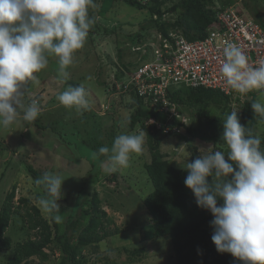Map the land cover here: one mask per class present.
Masks as SVG:
<instances>
[{
  "label": "trees",
  "instance_id": "1",
  "mask_svg": "<svg viewBox=\"0 0 264 264\" xmlns=\"http://www.w3.org/2000/svg\"><path fill=\"white\" fill-rule=\"evenodd\" d=\"M74 1L71 0L69 5L75 10L64 16L54 8L52 0H45V18L40 20L37 16H31L35 20L34 28L46 29L47 34L41 36V43L28 47L27 41L15 38L16 32L11 27L6 45L0 53V98L3 100L0 99V118L3 124L12 116L7 109L11 107L17 114L29 115L35 129L47 132L52 138L57 137L63 150L70 151L56 152L57 157L67 159V168L60 166L58 161H54L53 165L43 164L44 158L52 157V154L45 153L43 147L40 150L30 148V138L27 140L25 136L29 133L32 135V132L29 129L26 131V152L23 158L19 157L18 163L9 165H21L28 158L35 160V163L25 164L34 179V186L39 187L40 192L54 194V198L49 206L50 216L46 218L27 197L19 198V204L24 209L23 212L19 211L20 205L14 207L12 201L15 185L7 191L0 201V253L13 250L6 264H22L32 257L46 260L54 250L60 254V264H84L87 259L85 251L98 247L101 241L118 231L108 229L112 219L102 207L98 192L88 190V179L83 170L89 167L91 181L104 178L110 183L116 182L117 172L113 171L110 178L106 170L118 160L116 153L112 154L124 149L123 135L133 138L132 147L134 145L135 150L139 148L142 172L151 186L148 192L143 190L144 187L137 189L144 193L139 196L151 220L144 229L143 239L168 237L176 264H192L202 248L205 257L195 264H264V132L261 135L256 133V93H250V100L242 102L239 97L227 95L216 88L174 86L166 95L169 105L175 106L174 113L169 115L160 110L164 103L157 100L152 92L139 94L131 86L125 94L119 95V102L130 109L129 115L121 125L112 123L103 141L100 138L103 115L86 103L89 99L86 100L85 87H81L78 81L74 82L70 94L72 113H68V116L75 112L78 115L65 122L64 117L62 122L56 117H45L40 112L45 107V94H30L32 89L29 88L25 71L34 59L48 58L52 51L69 52L73 45L80 46L86 38L91 43L96 42L94 35L100 27L106 34L116 36L122 33L127 39H124V48L116 47L121 68L128 71L127 74L107 56L108 64L115 69L114 78L124 81L148 55V50L141 53L138 46L146 44L147 38L154 40V37L151 38L153 33L168 37L169 33L174 32L187 40L202 39L207 36V29L217 22L216 12L225 7H234L240 0H121L128 6L147 11L146 16L138 22L140 28L137 32L121 24L122 21H117L109 12L117 0H100L96 14L90 11L80 13L81 5L76 1L75 7ZM249 1L263 2L243 0L242 5L235 7L236 11L264 26V9L258 13L255 7L249 8ZM35 4V0H6L5 9L1 2L0 8L4 16L11 13L19 22L27 11L33 13ZM82 33L87 37L76 41ZM168 39L172 40L171 37ZM145 46L148 48V45ZM123 49L136 50L134 53L139 56L138 60L133 64L123 62ZM10 50L12 53L9 55L7 52ZM24 51L27 54L22 56ZM109 74L107 69L106 78H109ZM98 82L108 84L103 79ZM110 102L114 108L117 101L112 98ZM20 104L23 108H19ZM32 112L35 117L30 115ZM262 115L261 122H264ZM10 129L0 130L1 136L5 138L6 130ZM169 135H177L180 140L186 141L190 153L182 165L175 164L168 152L161 148L163 138ZM195 140L207 145L204 152L193 142ZM235 147L242 151H230ZM6 149L1 138L0 151ZM51 149L49 147L48 151ZM84 152L97 165L92 161L91 165L85 167L87 162L84 160L88 157L84 156ZM223 154L226 159L222 172L224 176L219 177L214 175L213 168L217 158ZM136 155L128 156V166H133ZM10 167L4 171L10 170ZM65 169H69V174L74 173L70 184H62V179L69 176ZM125 178L132 182L129 176ZM17 215L22 217L18 228L24 230L25 238L14 242L8 228L13 223L12 218ZM213 220L219 222L217 228L209 227ZM222 222L227 229L222 227ZM224 233L235 240L225 239ZM124 250L128 249L124 247ZM143 251V247L128 250L129 258L133 260Z\"/></svg>",
  "mask_w": 264,
  "mask_h": 264
},
{
  "label": "rangeland",
  "instance_id": "2",
  "mask_svg": "<svg viewBox=\"0 0 264 264\" xmlns=\"http://www.w3.org/2000/svg\"><path fill=\"white\" fill-rule=\"evenodd\" d=\"M52 1L54 8L64 16L71 14L72 11L75 10L69 5L71 0ZM76 1L81 5L79 8L80 13L90 11L91 13L96 14L100 6V0H75L73 2L75 7ZM0 2L4 8L6 0H0ZM35 2V7H32L33 13L30 14V12L27 11V14L24 15L22 20L19 22L16 16H13L11 13H7L8 16H4L3 11L0 8V53L6 45L8 29L10 30L11 27L12 30L17 33L16 39L20 38L27 41L28 47L30 44L35 45L41 43V36L47 34L46 29H33V22L35 20L31 16H37L40 20L45 18V0H35ZM242 3L243 0H240L235 3L234 7H236L237 4L242 5ZM249 4V8L255 7L258 13H261L264 9V2L262 1L255 3H251V1H249ZM110 11L111 15L114 16L117 21H122L121 24L123 23L126 26H129L131 29H134L135 32H137L140 28L138 22L141 21L147 13L146 10H138L132 6L126 5L121 0L115 1L109 12ZM94 36L97 37V40L96 42L91 43L89 38H86V34H80L75 40L78 41L79 39L85 37L86 39L83 41V44L80 46L73 45L69 52H66L65 50H59L57 52L52 51L48 55L50 57L46 56L48 58L44 57L34 59L28 64L25 71L27 73V81L30 84L29 88L32 89L30 94H45L43 99L45 107L42 108L45 110H41L40 112H43L46 115L45 117H53V119L56 117L59 118L60 121L62 120V122L64 117L66 118L64 120L65 122L67 119L70 120L78 115V112H75L74 114H69L68 116V113H72L70 105L71 99L69 97L72 92L71 82L78 81L81 87H85L87 91L85 97L86 100L89 99V101L84 99L81 100L86 101V103L91 105L95 111H98L99 114L103 115V118L101 119L102 136L100 135V138L104 141L106 140V132L110 130L109 126L112 123H114V125H121L124 122L125 117H127L130 113V109L119 102L120 97L113 89V82H111V79L114 81L115 69L112 64H108L109 60L107 57L109 56L117 67H121L120 61L117 57L116 47L119 46L124 48V41L127 39L122 35V33L117 34L116 36L112 33L106 34L102 32L100 27L97 34ZM153 36L154 34L151 35V38H153ZM146 41L147 45L155 46V42L152 40L150 41L149 38H147ZM144 46L145 45L142 47ZM123 50L125 51V55L123 56L122 61L135 62L137 54L130 53L128 49ZM7 53L10 55L12 50ZM26 54L27 51H24L22 56ZM7 57L8 55L5 56V58ZM12 57L14 58V56ZM130 68L132 69V66H130ZM107 69L110 71V76H108L109 78H106ZM99 72L101 73L97 76ZM99 79H103L105 81L107 80L108 84L101 85L98 82ZM112 98L117 101V103L114 104V108H112L110 102ZM254 98L256 103V113L258 112L256 114V133L257 135H261L264 132V122H261L260 117L262 114V116H264V90L257 92ZM0 99L3 101L2 98ZM21 105L22 104H20V106ZM19 108H23V106ZM7 109H9L8 112L12 114V116H9L10 118H7V123L3 124V121L0 118V130L11 127L10 131L6 130L8 135L6 134L5 138L7 137V140L0 134V140L2 138V143L7 146L6 150L0 151V201L4 198L7 191H10L12 186L15 185V194L12 199L14 207L20 205L19 211L23 212L24 209L21 204H19V198L27 197L32 203L39 207L42 216L49 218V206L50 203L53 202L54 194L50 195L47 192H40L41 189L34 186V179L25 167L26 162L35 163L36 161L31 160L32 158H28L26 162H21V165L15 166L13 164L12 166L14 167L11 166L13 170H11L9 164L14 162L18 163L20 156L23 158V154L26 152V145L24 142L25 139L29 140V138L31 143H28V145L30 146V144H32L30 148L33 147V150H40L41 147H43L42 149L45 148V153L49 152L52 154L53 158L50 157V155L46 156L43 164L50 163L53 165L54 161L55 163L58 161L60 166L67 168V159L59 156L57 157L56 152L70 153V151L69 149H65L66 151L63 150V147L59 145L61 141L58 140L57 137L52 138L47 132L35 129L29 115L26 117L21 114H17L11 109V107ZM110 112L113 113L108 115ZM6 115H8V113H6ZM30 115L33 116V112L30 113ZM0 116H2L1 112ZM66 126L69 128L68 125ZM28 129L32 132V135L29 133L25 136ZM122 137H124L125 140V143L122 142L124 149L115 151L112 154L113 156L116 153L118 160L113 164V166L106 170V173L110 178L112 177L113 171L117 172L116 182L110 183L104 178L91 181L90 179L92 178V174H89V167L83 170L86 178L88 179V190L92 191V189H95L98 192L99 197L102 199V207L112 219V222L108 225V229L112 231L118 229L117 232H114L104 241H101L98 247L92 248V250L88 252L85 251L84 254L87 259L84 264H105L106 262L109 264H176L175 254L172 250L168 237L163 236L157 239H143L144 229L151 220L149 219L150 215L148 211L142 204V197L139 196L144 193L139 192L142 191L141 189L139 191H137V189L139 187H144L143 190L148 192L151 190V186L142 172L141 161L138 159V156L140 157V154L138 155L139 148L138 150H135L137 148L134 147V145L132 147L133 138L126 137L125 135ZM19 141L24 143V145ZM193 142L198 145L202 152H204V149L207 148V145H203L200 141L195 140ZM47 143L49 144L47 145ZM51 144L53 145L51 146ZM186 146V141L180 140L177 135H169L163 138L161 148L163 151L168 152L169 158L175 164L182 165L185 163L190 153ZM49 147L52 148V151H48ZM230 151H234L235 153L242 150L235 147L231 148ZM45 153L43 150V154ZM226 153L229 154V152ZM55 154L57 158L54 156ZM131 154H137L132 167L128 166V156H131ZM84 156L91 159V162L88 158L87 160L83 159L87 162L85 167L91 165L92 161L94 162V159L85 152ZM145 158L146 154L144 155V159ZM224 160H226L224 154L217 158L216 164L213 168L214 175H218L219 177L224 176L222 173L225 165ZM94 164L97 165V162L95 161ZM6 167H10V170L4 171ZM65 170L66 174H69V169ZM4 173L6 174L3 176ZM128 176L132 182H128L130 180H126L128 178L125 177ZM73 177L74 173L69 174L67 178L62 179V184L69 183L70 179ZM55 183L57 187L58 181L56 180ZM21 219L22 217L18 215L14 216L12 218L13 223L8 228V234H10L13 238L14 242L25 238V234L23 233L24 230L18 228V224L21 223ZM218 226L219 222L216 220H213L209 225L211 228H217ZM222 227L227 229L224 222H222ZM224 236L225 239L229 241L235 240L233 236H227L226 233H224ZM124 247L128 250H132L135 247H143L144 251L142 254L136 255L134 259L131 260L129 258L130 255L128 250H124ZM12 252V249L1 252L0 264H6V261L12 256ZM59 255L58 250H54L53 254H50L46 260H40L37 257H32L22 264H60ZM204 257L205 251L202 248L201 251L196 254L192 264L203 261Z\"/></svg>",
  "mask_w": 264,
  "mask_h": 264
},
{
  "label": "built area",
  "instance_id": "3",
  "mask_svg": "<svg viewBox=\"0 0 264 264\" xmlns=\"http://www.w3.org/2000/svg\"><path fill=\"white\" fill-rule=\"evenodd\" d=\"M216 19L202 39L159 35L161 43L136 71L139 94L152 92L164 103L160 110L172 115L175 106L166 97L172 86L216 88L241 101L248 93L264 90V26L233 6L218 10Z\"/></svg>",
  "mask_w": 264,
  "mask_h": 264
},
{
  "label": "clouds",
  "instance_id": "4",
  "mask_svg": "<svg viewBox=\"0 0 264 264\" xmlns=\"http://www.w3.org/2000/svg\"><path fill=\"white\" fill-rule=\"evenodd\" d=\"M32 12V11H31ZM18 13V12H17ZM35 22V21H34ZM34 22H33V29H35L34 28ZM213 25H211L210 27H212ZM209 27V28H210ZM35 30H38V29H35ZM172 34H174V35H179V34H175L174 32H171ZM17 34V33H16ZM154 34V33H153ZM159 35L162 37V38H166V39H168V37H171V39H172V36H170V33H169V35H168V37H163V35L162 34H155L153 37H154V40H152L153 42H155V46L158 44V43H161V42H159ZM17 36V35H16ZM16 36H15V38H16ZM150 40V41H151ZM197 40V39H196ZM143 45H147V44H143ZM143 45H141V46H138V48H139V51H141V53H144L146 50H148V55L143 59V60H145V61H143V62H139L134 68H133V66L132 65H130V66H132V71H131V74L124 80V81H118V80H116V78H114V81H112V79H111V82H113L112 83V85H113V89L118 93V95H121V94H125L126 92H127V90L129 89V87H134V88H136V90H137V86L135 85V83H134V78H135V74H136V71L138 70V68L142 65V64H144L145 62H147V61H149V59H150V55H151V52L153 51V48H154V46H149L148 45V48H146V46H144V47H142ZM141 48H143V49H141ZM143 50V51H142ZM136 51V50H135ZM133 49H131V50H129V52L130 53H134L135 52ZM136 60H138V55L136 56ZM136 60H135V62H136ZM135 62H131V61H129V62H126L127 64L128 63H131V64H133V63H135ZM121 64V63H120ZM121 68V67H120ZM122 69V71L124 72V74H127L128 73V71H126L124 68H121ZM71 84H72V87L74 86V82H71ZM117 86V87H116ZM116 87V88H115ZM174 88V86H172V87H170L169 89H173ZM169 89H167V92H168V90ZM72 90V89H71ZM263 91V90H262ZM257 92H259V91H256V92H254V93H257ZM251 93H253V92H251ZM70 97V96H69ZM250 98H251V96H250V93H248V94H246V97H245V99L242 101V102H244L245 100H250ZM70 104H72V101L70 100ZM174 105V104H173ZM240 106V105H239ZM42 110H45V109H42Z\"/></svg>",
  "mask_w": 264,
  "mask_h": 264
}]
</instances>
